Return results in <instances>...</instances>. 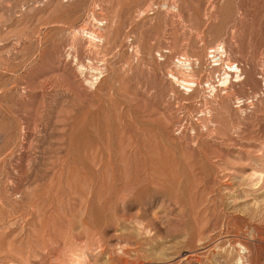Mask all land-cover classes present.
Instances as JSON below:
<instances>
[{"label": "rangeland", "instance_id": "obj_1", "mask_svg": "<svg viewBox=\"0 0 264 264\" xmlns=\"http://www.w3.org/2000/svg\"><path fill=\"white\" fill-rule=\"evenodd\" d=\"M0 264H264V0H0Z\"/></svg>", "mask_w": 264, "mask_h": 264}, {"label": "bare ground", "instance_id": "obj_2", "mask_svg": "<svg viewBox=\"0 0 264 264\" xmlns=\"http://www.w3.org/2000/svg\"><path fill=\"white\" fill-rule=\"evenodd\" d=\"M89 35H90V34H89ZM91 35H92V34H91ZM91 38H92V37H91ZM93 38H95V37H93ZM90 40H91V39H90ZM92 40H93V39H92ZM94 43H95V42H94ZM221 50H222V49H220V52H221V53H222V52H225V51H223V50L221 51ZM220 52H219V53H220ZM218 55H219V54H218ZM222 55H223V54H222ZM222 55H221V56H222ZM219 56H220V55H219ZM221 56H220V57H221ZM215 58H216V57H215ZM217 59H218V57H217ZM187 60H188V59H187ZM218 60H219V59H218ZM218 60H217V61H218ZM220 61H222V60H220ZM182 63L186 64L185 61L182 62ZM181 65H182V64H181ZM224 65H225V63H224ZM182 66H183V65H182ZM189 66H190V65H189ZM226 66H227V64H226ZM233 66H234V65H233ZM184 68H185V67H184ZM184 68H183V69H184ZM188 68H189V67H188ZM224 68H225V67H224ZM230 68L232 69L233 67L230 66ZM189 69H190V68H189ZM231 69H230V70H231ZM186 70H187V69H186ZM231 71H232V70H231ZM236 71H237V72H236ZM236 71H235V73H237V79H240L241 77L238 78V76H239V70H238V68L236 69ZM226 72H227V71H226ZM229 72H230V71H229ZM232 72H233V71H232ZM233 73H234V72H233ZM227 74H228V73H227ZM227 74H226V75H227ZM240 76H241V75H240ZM227 77H228V76H227ZM229 77H230V76H229ZM235 77H236V75H235ZM225 78H226V77H225ZM230 78H231V77H230ZM184 79L186 80V78H184ZM184 79H183V80H184ZM183 80H182V81H183ZM188 80H189V79H188ZM242 80H243V79H242ZM228 81H229V78H226L224 84L226 85V84L228 83ZM189 82H190V80H189ZM222 82H223V81H222ZM185 84H186V82H185ZM186 85H187V84H186ZM189 85H191V84H189ZM192 85H193V84H192ZM225 85H224V86H225ZM229 86H230V85H229ZM186 87H187V86H185V88H186ZM187 88H188V87H187ZM192 91H193V90H192Z\"/></svg>", "mask_w": 264, "mask_h": 264}]
</instances>
